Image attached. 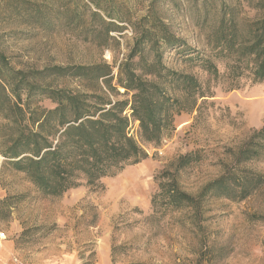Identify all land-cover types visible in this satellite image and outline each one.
Returning <instances> with one entry per match:
<instances>
[{"label":"rangeland","instance_id":"1","mask_svg":"<svg viewBox=\"0 0 264 264\" xmlns=\"http://www.w3.org/2000/svg\"><path fill=\"white\" fill-rule=\"evenodd\" d=\"M101 1L118 17L108 19L101 12L115 24L110 40L91 17V0H0V49L14 68L27 71L118 64L133 45L134 26L145 25L152 15L192 51L212 53L207 28L196 22L202 13L199 0ZM26 2L38 3L41 12L26 8ZM64 5L70 10H63ZM72 14L78 22L69 21ZM188 57L168 49L163 60L169 69L205 80L208 75L198 60ZM46 79L57 88L91 90L72 76ZM210 83L213 93L198 100V109L171 110L172 123L161 143L143 145L144 160L95 185L44 196L0 156V232L18 235L16 245L27 255L37 250L44 258L75 256L80 264H264V185L242 201L198 197L231 161L229 151L264 126V86L246 83L230 89L222 79ZM168 92L179 95L170 87ZM41 103L52 106L48 99ZM186 153L198 160L179 171L178 183L198 203L168 205L157 177L174 171V162ZM242 166L264 173V154Z\"/></svg>","mask_w":264,"mask_h":264},{"label":"trees","instance_id":"2","mask_svg":"<svg viewBox=\"0 0 264 264\" xmlns=\"http://www.w3.org/2000/svg\"><path fill=\"white\" fill-rule=\"evenodd\" d=\"M199 1L202 13L196 22L208 30L211 54L192 51L182 37L152 15L145 25L134 26L133 45L118 64L104 61L27 71L14 68L0 49V156L4 165L24 173L44 196L58 197L144 160L143 145L161 143L172 123L171 110L198 109V100L213 93L210 81L222 79L230 89L246 83L264 86V0ZM91 3V17L98 20L107 40L112 39L115 24L101 12L108 19L118 17L101 0ZM26 4L35 13L41 12L38 3ZM62 8L70 10L69 5ZM68 19L79 21L76 14ZM168 49L197 59L208 77L201 80L167 68L163 56ZM146 52H152L151 59ZM64 76L86 81L91 90L57 88L45 81ZM169 87L179 95L171 96ZM43 99L52 106H44ZM229 152L231 161L201 188L198 197L242 201L264 185L263 172L242 166L264 154V126L253 129ZM197 160L193 153L180 155L174 171L157 177L166 204L198 203L197 197L180 189L177 178L181 169Z\"/></svg>","mask_w":264,"mask_h":264},{"label":"crops","instance_id":"3","mask_svg":"<svg viewBox=\"0 0 264 264\" xmlns=\"http://www.w3.org/2000/svg\"><path fill=\"white\" fill-rule=\"evenodd\" d=\"M5 238L0 239V264H13L12 258L17 256L20 260L26 264H53V263H62V264H80V262L74 257H68L64 259H53V258H44L43 253L39 251H31V255H27L21 248L16 245V239L18 235H12L5 231Z\"/></svg>","mask_w":264,"mask_h":264},{"label":"built area","instance_id":"4","mask_svg":"<svg viewBox=\"0 0 264 264\" xmlns=\"http://www.w3.org/2000/svg\"><path fill=\"white\" fill-rule=\"evenodd\" d=\"M5 238L4 233H0V239ZM12 263L13 264H26L25 262H23L22 260H20L17 256H14L12 258ZM53 264H62V263H53Z\"/></svg>","mask_w":264,"mask_h":264}]
</instances>
